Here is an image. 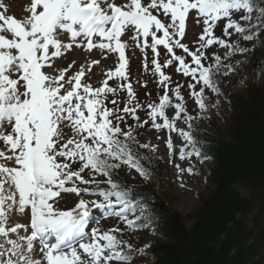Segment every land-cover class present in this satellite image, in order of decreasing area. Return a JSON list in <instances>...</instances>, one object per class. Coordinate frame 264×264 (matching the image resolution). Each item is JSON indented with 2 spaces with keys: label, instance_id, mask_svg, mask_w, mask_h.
<instances>
[{
  "label": "snow or ice",
  "instance_id": "snow-or-ice-1",
  "mask_svg": "<svg viewBox=\"0 0 264 264\" xmlns=\"http://www.w3.org/2000/svg\"><path fill=\"white\" fill-rule=\"evenodd\" d=\"M3 8L5 5L0 4ZM27 11L29 15L23 19L0 12V264H142L150 245L135 248L124 239V233L150 229L156 234L159 218L145 196L114 176L118 170L127 174L134 169L144 180H150L153 157L139 149L155 153L157 146L140 143L137 138L136 129L143 128L148 120L141 122L136 115L145 105L137 101L128 82V45L121 38L133 33L131 39L145 57V71V50L150 48L153 53L152 72L158 75L164 94L158 103L146 105L151 127L178 133L182 140L180 160L195 156L203 162L209 157L194 135L193 121L210 118V109L219 107V99L212 102L205 89L218 98L226 95L219 77L235 72L240 61H224L249 51L239 42L233 43L232 35L244 42L260 39L264 43L259 25L254 23L255 17L264 24V3L31 0ZM190 14L196 24L203 25L195 51L181 42ZM222 20V36L228 40L214 34ZM214 45L227 49L225 57L218 51L206 55ZM74 46L89 53L98 49L101 54H118L115 69L105 73L99 87L81 82L86 75L83 64L71 75V63L63 69L54 66L55 59ZM160 46L170 56L163 64L159 60ZM175 49H181L191 61L186 62ZM174 62L177 72L195 82L188 88L199 109L196 116L187 110L181 94L183 86L169 87L172 80L163 69ZM99 63L92 60L87 71ZM48 68L53 71L46 72ZM112 79L127 83L112 87L108 83ZM245 82L244 78L240 81L242 85ZM197 85H201L199 91ZM119 91L127 92L123 109L116 99L108 101L109 95L115 97ZM108 103L116 107L110 108ZM168 109H174L172 118L167 115ZM121 112L130 115L135 125L127 124ZM177 121L186 124L188 130L177 127ZM166 146L171 154V136ZM176 168L179 173L194 174L193 166ZM85 173L87 178L82 175ZM62 193H74L79 198L70 210L57 206ZM24 216L29 223L19 222ZM113 218L117 220L115 226H100L103 220ZM121 223L124 228L119 227Z\"/></svg>",
  "mask_w": 264,
  "mask_h": 264
},
{
  "label": "trees",
  "instance_id": "trees-1",
  "mask_svg": "<svg viewBox=\"0 0 264 264\" xmlns=\"http://www.w3.org/2000/svg\"><path fill=\"white\" fill-rule=\"evenodd\" d=\"M254 23L264 38V24L255 17ZM253 43L255 49L252 45L237 60L234 78L219 77L226 95L215 97L228 106L224 135L205 133L193 123L194 135L209 157L204 161L211 166L206 170V193L192 212L184 217L172 209L160 189L164 172L158 156L139 149L153 157V175L132 188L148 199L159 218L156 234L142 230L156 239L145 256L148 264H264V43ZM217 110L210 109V117ZM114 179L125 183L117 175Z\"/></svg>",
  "mask_w": 264,
  "mask_h": 264
},
{
  "label": "rangeland",
  "instance_id": "rangeland-1",
  "mask_svg": "<svg viewBox=\"0 0 264 264\" xmlns=\"http://www.w3.org/2000/svg\"><path fill=\"white\" fill-rule=\"evenodd\" d=\"M121 0H117V3H120ZM0 4L5 5V8L0 9V12H4L6 15H12L17 19H23L26 16L29 15L27 9L30 7L31 0H0ZM155 14V13H154ZM163 19V17L161 16ZM220 27H217L214 30V34L217 37H222L225 39L226 36H222L221 27L224 24V21L219 22ZM203 25L202 24H196L192 18V15L190 14L189 18L186 21V36L181 41L182 43H185L189 46L190 50L195 51L197 42L199 40V36L202 33ZM232 31V30H229ZM10 35V34H9ZM133 35L132 32H128L126 35H124L121 39L122 41L126 42L128 45V48H126V58L128 59V71L130 73L129 75V82L132 81V83L139 84L142 87V89L145 88L148 85V91L144 94V91L141 93L144 95L142 97V101L148 100L149 102H159V97L163 96L164 89L159 86L158 84V75H154L152 72V64L151 60L153 58V53L151 52V49H146L147 52V60H148V71H145L144 67V55L140 51L139 48L135 46V41L131 39V36ZM162 35V34H158ZM232 42H241L242 40L238 35H232ZM151 42V38H149V43ZM243 45L251 48L252 45H254L253 42L247 44V42L243 41ZM242 45V46H243ZM162 46L158 48V51L161 53L159 60L160 63L163 64L165 59L170 58V56H166L165 52L166 50L161 49ZM177 55H183L186 58V62L191 61V57H188L186 53H183L181 49H175L174 50ZM213 51H218V53L222 56V58L225 56L226 49H220L218 46L214 45L212 48L207 49L206 55L211 54ZM92 60H99L100 63L97 65H94L91 69V71H87L88 64ZM74 62V63H73ZM209 61H204L203 63L207 64ZM72 64V68L69 71L68 75L73 74L74 72L78 71L80 66L83 64L86 69V75L82 78V83H90L93 87H99L102 83V81L105 79V73L108 70H114L115 66L118 63V54L117 53H105L101 54V52L98 49H93L91 53L86 52L82 49L75 48L69 52L65 56H62L59 59H55L54 66L56 68L63 69L67 67L69 64ZM178 64L173 63L171 66L164 68L163 71L165 74L169 75L171 77L172 83L169 85L170 88H174L177 84L182 85L181 88V94L185 98L186 107L189 112V114L196 116L199 112L198 106L196 105L194 99L190 96V89L188 88L189 83H195L191 80V77H185L182 73H179L176 71ZM194 66V65H193ZM46 72H52L53 70L51 68L45 69ZM231 76V75H230ZM233 77V76H231ZM230 77V78H231ZM139 81V83H137ZM112 82H116L115 79L109 80V86L115 87L116 85L111 84ZM261 85L264 88V77L261 80ZM201 85L196 86V90L199 91V88ZM205 93H207V96L210 94V100L216 101L217 98L214 94L210 92V90L205 89ZM127 93H124L123 91L118 93L115 97L112 95L108 96V101H111L112 99H116L118 101L119 108H123L125 104H123L122 101H124V98L126 97ZM169 95L172 96V93L169 92ZM174 99V98H173ZM178 102V101H174ZM108 107H116L115 105H112L111 103H108ZM227 109L228 106L225 103L219 104V109L217 114L214 115L213 119H210L209 122L207 121H201L199 119L194 120L201 121L203 124L201 127L199 124L196 123L195 127L203 129L205 132L216 135V136H223L226 132L227 128ZM148 109L146 108L143 114L139 115L140 121L143 122L144 120H148V123L145 124L143 128H137L136 132L138 133V140L140 143H148L150 142L153 145H156V152L155 155H158L161 160V166L163 168V181L160 184V189L163 195L165 196L166 200L169 202L172 209H174L176 212H178L181 216H186L188 213L192 212L193 209L197 206L199 202V196L204 195L206 193L207 184H206V170L211 166V163L209 162H201L199 161L195 156H193L190 160H180L179 159V146L182 143L181 138L179 137L178 133L171 132L169 133L166 129H161L157 131L155 128L151 127V119L148 116ZM174 113V109H168L167 115L172 118ZM203 115V114H201ZM158 123H162L161 120H157ZM136 123V122H135ZM134 123V125H135ZM177 127L183 128L187 130V125L184 124L182 121H177ZM171 136L174 148L170 154L166 142ZM176 165H179L181 169H187L189 166H193L194 174L189 175L186 171L183 173H179ZM123 168H126L123 166ZM119 177H122L124 179V182L126 185H129L130 187L133 186H139L143 183V180H141V177L138 176L135 172L128 171L127 174L124 170L119 171ZM183 183V187L181 184ZM78 184V182H77ZM70 186V185H68ZM83 187V186H81ZM239 192L241 194H244L245 192L242 189H239ZM62 197V198H61ZM61 197H58L57 200H59V204L57 205L61 210H66L69 208L74 207V205L78 202V197L74 193H62ZM85 199H90L89 197L85 196ZM19 222L27 224V216H24L20 218ZM94 223V222H93ZM117 224V220L115 218L103 220L101 223V227L104 229H108L112 226H115ZM186 226L190 225L189 223L185 224ZM119 227L124 228V224H119ZM124 239L128 240L130 244H132L135 248H142L145 245H149L151 243H155L156 239L153 238L150 234L147 232H141L137 231L135 233H129L128 231H125L124 233ZM37 247L39 245L37 244ZM137 264H140L138 261ZM142 264H148V259L146 257L143 258Z\"/></svg>",
  "mask_w": 264,
  "mask_h": 264
},
{
  "label": "water",
  "instance_id": "water-1",
  "mask_svg": "<svg viewBox=\"0 0 264 264\" xmlns=\"http://www.w3.org/2000/svg\"><path fill=\"white\" fill-rule=\"evenodd\" d=\"M244 245H246L245 242H244V243L237 244V245L234 247V250H237L238 248H240V247H242V246H244Z\"/></svg>",
  "mask_w": 264,
  "mask_h": 264
}]
</instances>
